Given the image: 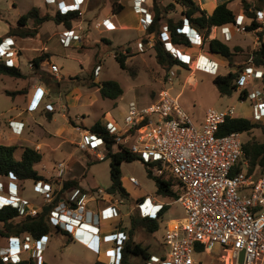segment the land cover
I'll return each mask as SVG.
<instances>
[{"label":"rangeland","instance_id":"rangeland-1","mask_svg":"<svg viewBox=\"0 0 264 264\" xmlns=\"http://www.w3.org/2000/svg\"><path fill=\"white\" fill-rule=\"evenodd\" d=\"M145 1L147 9L152 12L149 5H147L149 0ZM158 2L161 8L173 3V6L170 5L169 8V16H173L175 19L182 16L184 6L181 3L174 0H158ZM34 3L35 0H0V13L5 19L17 25L18 14L21 12L27 14ZM255 4L264 8V0H255ZM230 5L237 15L236 20L238 22L241 20V24H245L250 21L247 16L240 13V9H243L241 0H233ZM208 9H210L209 6ZM45 14H49V11ZM29 24L33 27L32 19ZM161 24L165 26V21H161ZM141 28L142 31L138 32L140 34L137 33L138 36H135L136 33L134 31L125 33L120 31L112 32L110 34L113 40L111 46L106 44L110 43L106 39H103V41L100 39L105 33L97 34L98 30H95L94 36L100 39L98 43L101 46V50L96 52V48H94L93 61L90 50L80 52L87 57L85 63H83L84 67H88L91 61L92 63L88 71L83 70L84 72L79 75L63 79L60 71L58 73L51 71V64L49 63H45L43 67L41 66V71L35 72L33 64H29L27 57L23 56L22 62L25 63L23 64L20 61V66L22 65L26 72L23 77L0 76V118L9 117L10 122L15 120L13 118L23 117L24 120H22L23 128L19 129L20 132H17L18 138L4 141L0 136V143L7 142L17 145V157L22 151V146H32L41 152L42 159L34 166L40 174L46 177V180L38 181L50 186L48 192L41 193L37 189L38 181L32 179L19 180L14 178L13 175L0 176V181L4 187L3 191H0L1 195L8 196V186L13 185L18 189V195L27 201L26 210L16 218V221L27 216L28 210L31 208L38 214L45 206H51V209H53L59 205L64 210L66 206L71 205L73 190L76 188L63 189V184L66 180L72 179L77 180L81 188L85 189L88 210L92 212L96 207L101 208L106 204L112 203L116 204L121 212L120 217L102 221V224L106 226H111L112 224L116 226V234L115 238L113 237L114 241L113 238L107 237V235H101L98 242V250L81 243L72 233L66 232L61 226L58 228L57 225H54L48 217V212V220L53 226L50 233L43 237L47 243L44 245L40 256L32 255L37 254L34 251V243L32 241H30V248H23L22 241L28 234L24 233L19 236L13 235L8 238H0V259H2L1 255L7 252V248H12L14 252L20 254L21 260L33 261L34 264H95L97 261L110 264L109 259L116 255L115 250H118V247L126 238L124 233L126 234L129 229L130 215L136 212L140 213L138 204L146 197L150 200L141 205L145 212L155 213L158 209L157 206L152 205V200L158 204H169V207L160 217L158 230L150 232L139 228L134 234V239L143 245L149 246L150 251L154 254L160 255L162 252L167 251V247L164 244L166 224L170 221H182L185 216L184 208L177 197L156 194L155 181L148 176L146 165L140 159L131 162L124 161L121 164V181L130 195L122 197L117 192H110L109 188L113 182L110 172L112 159L107 156V149L104 146L98 147V151L103 154V157L99 158L90 150H82L77 145L81 132L85 128H90L95 121L101 120L103 123L112 121L122 126L128 113L130 102H134L138 108L147 106L157 98L161 90H168L174 96L178 95L179 104L198 127L201 126L205 110L210 106L219 109L234 106L237 115L253 120L251 99H241L239 90H234L230 96H221L212 80L218 73H226L231 67H239L245 64L250 52L254 50L256 36L264 33V31L260 33L234 32L230 40H224L231 48L237 47L231 57L232 63L226 57L210 51L207 41L202 40V43L196 46L192 44L190 48L175 47L174 44L168 43L173 53L188 62L189 68L174 65L170 70H166L158 64L155 58L152 48L154 35L152 37V35L147 34L148 26L145 27L144 24H141ZM189 33L195 39V33L191 30ZM218 37L221 38L220 35ZM259 37L264 40V34ZM132 38L133 40H131ZM165 38L168 37L165 36ZM208 38L211 39L213 37L209 35ZM126 40L128 42L124 43ZM139 41L144 43L143 50L138 47ZM5 47L4 44L0 51ZM179 47L187 48L185 51L191 56L184 53ZM256 47H259V45H256ZM115 48L122 52L129 48L130 56L126 60V69L122 68L116 60ZM16 55L17 50L14 47V53L11 57L14 58ZM5 57L3 55L0 60H4ZM211 57L219 60V67L216 73L208 71L213 66ZM16 64L15 62V66ZM97 64L98 69L95 67ZM232 64L234 65L232 66ZM41 73L45 74V79L42 78ZM93 73L96 82L109 79L117 80L123 88V94L117 99L102 97L98 87H88L85 83H88L86 80L87 76L89 77ZM36 75L43 79V84L47 85L48 91L45 92L38 86L34 87L32 89L31 102L28 103L26 110H22L23 113H20V111L17 114L8 112L7 109L14 104L15 100L21 101L27 97L28 90L31 89L29 80ZM191 76L195 77L194 83L191 81ZM242 85L255 89L261 83L259 80H252ZM7 90H22L23 92L13 95L8 94ZM19 104L22 105L23 102ZM59 112H62L63 117H61ZM5 128L8 131L7 127ZM242 138L245 141H263L264 133L259 127H255L251 132L244 133ZM116 150L117 147L112 148V151ZM60 163L63 164L62 170L59 169ZM156 168L157 165L151 167L153 174ZM132 177L138 180V185L131 182ZM98 188L103 189L104 193H99ZM174 188L178 190L177 186H173ZM57 197L59 198L56 201ZM140 198L143 199L140 200ZM158 214L153 215V217L158 216ZM2 225L0 222V227ZM112 250L113 252H111ZM220 254H222L221 246L217 243L212 252H195V264H222L217 258ZM132 260L133 264L143 262L140 258ZM2 261L4 263L12 262L3 259ZM262 264H264V257Z\"/></svg>","mask_w":264,"mask_h":264},{"label":"built area","instance_id":"built-area-1","mask_svg":"<svg viewBox=\"0 0 264 264\" xmlns=\"http://www.w3.org/2000/svg\"><path fill=\"white\" fill-rule=\"evenodd\" d=\"M72 2L77 7L75 9L80 10L84 0H72ZM134 7L143 15L141 23L145 27L149 26L153 15L147 9L146 1L137 0ZM248 19L250 21L245 24H241V20L239 22L236 20L235 23L220 27L213 26L209 35L214 38L221 33V39L230 40L234 32L264 31V9L256 10L255 20L259 24L256 28L247 29L252 21L251 18ZM109 23V19L103 20V24ZM163 30L167 31V26H164ZM259 36H256L254 50L258 48L256 45H260ZM78 38V34L67 29L62 32L60 40L64 45H70ZM6 43L4 50L0 51V58L5 55V64L14 66L15 62L11 56L14 53L15 40L6 37L0 42V47ZM168 43L172 44V42L165 41L166 48L172 51ZM138 47L143 50L144 43L139 41ZM212 62V69L208 71L216 73L219 63ZM50 69L54 73L59 72V67L55 63L51 64ZM252 80H259L261 85L255 89L242 85ZM238 82L239 88L248 89L247 99L252 101L254 122L264 121V69L255 65L253 51L247 58ZM235 116L237 113L234 106L224 109L210 106L205 110L201 126L198 127L179 104L178 95L174 96L168 90H161L157 98L147 106L138 108L134 102H130L122 126L112 121L105 122L108 134L113 138L112 148L126 147L145 162H158L159 166L154 170V174L169 171L178 182L180 191L178 201L184 208L185 216L180 222L170 221L166 224L164 244L167 251L160 255L152 254L148 260L139 264H195V252H212L217 243L222 250V254L217 258L222 264H262L264 174L256 176L249 169V159L243 148L244 132L218 134L220 125ZM17 123L11 121L10 125ZM20 125L23 123L21 122ZM77 145L82 150H90L99 158H102L103 154L98 151V147L104 146L107 149L106 140L88 128L81 132ZM62 167L63 164L60 163L59 169L62 170ZM131 182L139 184L134 177L131 178ZM3 189L0 181V191ZM37 189L41 193H46L50 190V186L38 181ZM97 190L99 193H104L101 188ZM73 192L71 201L75 205L71 203L64 210L57 205L50 209L48 217L54 225L61 226L85 245L98 250L102 232L100 226L92 222L120 217V209L116 204L109 203L95 216L96 213L90 214L87 208V194L80 188H76ZM148 200L150 199L146 197L138 204L140 214L142 216L158 214L163 204L152 200V205L157 206L158 209L155 213L145 212L141 205ZM0 203H2L1 207L11 204L22 214L26 210L27 201L18 195V189L12 185L8 186V196L0 194ZM36 214L37 212L31 208L27 215ZM81 229L87 231V234L84 235L85 232L79 234ZM111 234L107 237L115 238L116 231ZM43 237L35 239L30 234H26L22 241L23 248H30L32 241L34 251L37 252L32 255L40 256L47 243ZM121 245L117 251L112 247L116 255L109 259L110 264H120ZM1 257L5 261L10 260L14 263L21 261L20 254L14 252L12 248H7V252Z\"/></svg>","mask_w":264,"mask_h":264},{"label":"trees","instance_id":"trees-1","mask_svg":"<svg viewBox=\"0 0 264 264\" xmlns=\"http://www.w3.org/2000/svg\"><path fill=\"white\" fill-rule=\"evenodd\" d=\"M181 3L184 6L182 10V16L175 19L173 16H169V8L172 4H167L164 8L160 7L158 0H149V7L153 12V18L146 30L147 34L154 35V42L152 48L155 53V58L160 66L166 70H170L174 65H181L189 68L188 62L180 58V56L174 54L168 50L165 46V41L172 42L175 46L190 47L193 42L190 36L184 30L185 25H189L194 28L199 35H201L203 41H207L209 49L213 53L220 54L232 63L231 57L237 47L231 48L225 41L219 37L209 39V33L213 26L220 27L222 25L231 24L236 22L235 11L228 6V1L219 3L211 13H208L205 9L201 8L197 0H174ZM243 5L244 14L251 18V24L247 26V29L251 30L256 28L259 24L255 20L256 10L263 9V7L256 5L255 0H241ZM123 9V4L119 0L112 2L113 13H119ZM79 10L69 9L65 12L57 10L54 15L44 14L39 15V9L36 7L31 8L27 14H23L18 19L16 27H9L10 33L19 37L35 36L38 32V26L46 20L53 19L56 23L64 24L70 27L72 21L78 19ZM33 19V27L27 26V21ZM165 21L167 31L163 30L164 24L161 21ZM187 31L189 27H186ZM262 36L263 33H260ZM168 37V38H165ZM1 42V38H0ZM127 51V52H126ZM254 62L258 67L264 69V40L260 41V45L257 49L253 50ZM130 56L129 48L122 52L115 48V58L119 62L122 68H127L126 60ZM48 55L41 54L33 59L35 68H39L41 63L46 61ZM234 64H232L233 66ZM245 64L239 67H231L226 73H218L213 77V84L217 88L221 96H230L234 90H239V96L241 99H247L248 89H239V78ZM98 66V64H97ZM97 66H95L97 68ZM0 75H8L14 78L23 77V72L17 66H8L4 60H0ZM43 79L45 74L41 73ZM94 73L89 77L87 76L85 82L88 87H98L102 97L117 99L123 94V88L121 84L114 79L103 80L96 82L94 80ZM22 90L9 91L8 94H20ZM255 127H259L264 133V121L254 122L249 118L243 116H235L228 118L223 124L220 125L218 134L225 135L230 132L239 131L249 133ZM95 132L99 136L106 140L107 156L111 157V177L112 185L109 191L112 193H119L122 197L129 196V192L122 184V170L121 164L124 161L142 160L146 165L148 176L153 178L156 184V194L161 196L177 197L179 196L178 190L173 189V186L178 187V182L175 177L169 171H163L161 174H153L151 167L155 165L159 166L158 162H145L137 154L131 152L128 148L120 146L116 151H112L113 138L109 136L106 124L101 120H97L93 125L88 128ZM17 145L0 143V176L13 175L14 178L19 180L32 179L34 181L46 180V177L38 172L35 168V164L42 159V153L32 146H22V151L19 157L16 156ZM243 148L246 156L249 159L250 171L255 169H264V140H247L243 142ZM87 151V150H86ZM80 188L83 192L85 189L81 188L77 180H66L63 184V189ZM59 197L56 198V201ZM143 198H140L142 200ZM72 203V202H71ZM75 205V203H72ZM169 207V204H164L160 210L158 216H142L139 212L132 213L130 215V226L126 232V238L124 239L120 248V264H133L134 258H140L142 261H146L154 253L150 251L149 246L143 245L141 242L134 239V234L137 229L143 228L150 232H155L160 227V217L163 212ZM51 206H45L37 215H27L20 220L16 221V218L20 216L19 209L11 204L4 205L0 208V222L3 224L0 227V238H8L10 236H19L24 233L30 234L35 239H40L47 235L51 231L53 226L47 219V214ZM59 228V226H57ZM0 264H34L33 261L21 260L17 263L8 262L4 263L0 259ZM95 264H104L97 261ZM139 264V263H138Z\"/></svg>","mask_w":264,"mask_h":264},{"label":"crops","instance_id":"crops-1","mask_svg":"<svg viewBox=\"0 0 264 264\" xmlns=\"http://www.w3.org/2000/svg\"><path fill=\"white\" fill-rule=\"evenodd\" d=\"M119 1L123 4V9L119 13H113L112 0H84V3L80 7V10H79L78 19L72 21V24L70 27H67L64 24L56 23L53 19H49V20L44 21L38 26V32L35 36H27V37H19L16 35H12L10 33L9 27H16L17 25L5 19V17L2 16V14L0 13V31H1L0 38H1V41L6 37H12L15 40V47L17 50V55L13 58V61L17 63L16 66L20 68L23 74H26L23 66L22 65L20 66V61L23 64L25 63V62H22L23 56L27 57V62L29 64L31 63L33 64L34 58H36L37 56L41 54H47L48 57L46 61L41 63L39 68H35L33 64L35 72L36 71L38 72L39 70L41 71V66L43 67L45 63H49V64L55 63L59 67L60 75L62 76V78L67 79L69 76H75V75L81 74L82 72H84L83 70L88 71L89 67L91 66L92 61L94 60L93 58L95 54L93 52L94 48H96V52L97 50H101V46H99V43H98L100 39H102V41L103 39H106L107 42H110L106 44L111 46L113 40L111 39L110 34L114 31H120L124 33L128 31H134L136 33L135 36H138L137 33L142 31L141 19L143 15L140 12L136 11L134 7V4L137 0H119ZM224 1H228V0H197L200 7L205 9L208 13H211L213 9L219 3L224 2ZM231 1L233 0L228 1V6L230 8H232L230 5ZM208 6L210 7V9H208ZM33 7H36L39 9L40 16L44 15L48 11H49V14L54 15L57 10L65 12L69 9L77 8L73 4L72 0H35ZM240 13L244 14L243 9H240ZM23 14H25V12H21L18 14L17 22L20 16ZM104 19H109L110 23L108 25L103 24ZM30 21L31 19L27 21L28 27H32L31 24H29ZM187 26L189 27V30L195 33V39L191 36L189 31L186 30ZM67 29H71L73 30L74 34L79 35V38L73 40L70 45H64L60 40L62 32ZM95 30H98L97 34L105 33V35L103 37H100V39H97L98 37L94 36ZM184 30L192 39L194 46L202 43L201 36L198 34V32L194 28H191L189 25H185ZM218 34H219V31H218ZM220 36H221V33H220ZM131 40H133V38ZM222 40L224 41L223 38ZM127 42L128 40H126L124 43H127ZM179 48L184 53L188 54L187 51H185L187 48H181V47ZM87 50H90L89 52H91L90 55H91L92 61L88 67H84L83 63H85L87 57L84 53H80V52L81 51L86 52ZM188 55L191 56V54H188ZM211 58L213 59L212 61L219 63V60H216L213 57ZM60 61L62 62L60 63ZM0 76H8V75H0ZM20 79H23V78H20ZM29 82H31L30 84L31 89L28 90L27 97L23 98L21 101L15 100L14 104L7 109L8 112L12 114L13 113L17 114V112L20 111V113H23L22 110L23 111L26 110L28 103L31 102L32 95H33L32 89L34 87L38 86L43 91L45 92L48 91L47 85L43 84V79H41L40 77H37V75L32 77V79L29 80ZM19 96L21 97V95ZM20 102H23V104L20 105L19 104ZM59 114L61 115V117H63L62 112H59ZM13 119H15L18 123L10 126L9 117L0 118V136L3 138L2 140L4 141L18 138L17 132H20L19 129L23 128V125H20L21 122L23 123L24 121L23 117L13 118ZM53 120H55V118H53ZM5 127H7L8 131L6 130ZM1 143L10 144L7 142H1ZM249 167H250V164H249ZM253 172L255 173L256 176H258V175L264 174V169L260 170L257 168L253 170ZM101 208L96 207V209L92 211L96 213L95 216L98 215ZM90 214H91V211H90ZM102 221L104 220H101L100 222H96V221L92 222V224H97L100 226L102 235H109L111 234V232H115L116 226H113V224L112 225L110 224L111 226H106L105 224H102ZM73 230H75V227ZM80 232L82 233L85 232L84 235L87 234V231L82 230V229L78 233L80 234ZM80 242L83 243L82 241Z\"/></svg>","mask_w":264,"mask_h":264},{"label":"bare ground","instance_id":"bare-ground-1","mask_svg":"<svg viewBox=\"0 0 264 264\" xmlns=\"http://www.w3.org/2000/svg\"><path fill=\"white\" fill-rule=\"evenodd\" d=\"M7 44H5L6 46ZM175 46V45H174ZM176 47V46H175ZM180 49V48H179ZM181 50V49H180ZM191 81L194 83L195 82V77L194 76H191Z\"/></svg>","mask_w":264,"mask_h":264}]
</instances>
